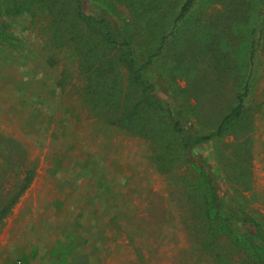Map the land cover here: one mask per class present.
Segmentation results:
<instances>
[{
  "label": "rangeland",
  "instance_id": "1",
  "mask_svg": "<svg viewBox=\"0 0 264 264\" xmlns=\"http://www.w3.org/2000/svg\"><path fill=\"white\" fill-rule=\"evenodd\" d=\"M183 2L83 8L116 40L119 25L139 35L136 67L166 38L143 89L180 106L192 136L213 132L248 81L240 117L189 150L136 106L126 55L75 20L72 0H0V209L32 171L0 218V264H260L244 218L264 233V0H197L171 30Z\"/></svg>",
  "mask_w": 264,
  "mask_h": 264
},
{
  "label": "trees",
  "instance_id": "2",
  "mask_svg": "<svg viewBox=\"0 0 264 264\" xmlns=\"http://www.w3.org/2000/svg\"><path fill=\"white\" fill-rule=\"evenodd\" d=\"M72 1L74 3V10L76 14V16H74L75 20L81 21L86 24H92L98 27L100 29V34L105 40V43L112 47L111 50L116 53L119 52L121 54L123 53L126 55L124 58L121 55V61L122 64L126 67L129 83L136 85L138 88H141L144 93V96L136 104V106L138 107L141 104H145L148 107H152L156 111L158 109L159 113H161L162 115L161 117L164 118L165 121L169 123L170 127L179 134L178 142L184 150L195 149L197 145L210 140L212 137L222 135L227 125L239 118L240 115L244 112L245 98L247 97L250 89L248 81L245 82L242 91L238 93L236 97V104L234 105V107H232L222 117L218 126L213 132L199 136L190 135V133H188V124L190 118L186 114H184L181 107L178 105L172 107H164L161 103V99L156 96L155 93L153 94L151 92H145L147 86L146 83L142 80L141 76V70L147 68L148 65L153 62L154 58L158 54H160L162 48L165 45L166 38L162 40V43L159 45V47L154 53L148 55L147 59L141 66L136 67L134 60L136 48L134 46L137 43H141V40H139V35L130 32L129 28L119 25L116 33L121 38L119 40L114 39L113 33H115V30H112V27L111 25H109L108 22H106L103 18H96L93 15L86 13L83 8V0ZM196 2L197 0H184L176 18L174 19L171 30H175L177 28L178 23L186 17L189 11L194 7ZM262 28H264V25L262 26ZM254 55L255 48L253 43L251 42L248 49V60L250 66L253 65ZM200 173L206 178H208L210 184L213 183L212 178H210L209 174L205 172L202 166L200 167ZM31 176L32 171H29L26 174L23 184L17 191V193L0 209V218L3 217L9 211L10 207L18 198V196L28 186L31 181ZM212 191L213 194L217 197V190L215 187H212ZM244 222L247 223L250 228V234L247 238V241L250 240V237L256 240L254 244H251L253 254L260 264H264V233L261 229V226L252 217L244 218Z\"/></svg>",
  "mask_w": 264,
  "mask_h": 264
},
{
  "label": "crops",
  "instance_id": "3",
  "mask_svg": "<svg viewBox=\"0 0 264 264\" xmlns=\"http://www.w3.org/2000/svg\"><path fill=\"white\" fill-rule=\"evenodd\" d=\"M9 261V260H8ZM5 263V262H4ZM6 264H13V262H8V263H6Z\"/></svg>",
  "mask_w": 264,
  "mask_h": 264
}]
</instances>
